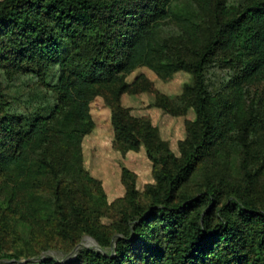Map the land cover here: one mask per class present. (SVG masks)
Masks as SVG:
<instances>
[{
	"label": "trees",
	"instance_id": "trees-1",
	"mask_svg": "<svg viewBox=\"0 0 264 264\" xmlns=\"http://www.w3.org/2000/svg\"><path fill=\"white\" fill-rule=\"evenodd\" d=\"M192 1L198 15L178 12L177 0L0 2V67L32 75L56 97L43 115L27 118L0 110V173L16 174V186L26 188L41 176L51 177L57 226L66 234L59 195L67 194L70 186L62 177L76 175L94 183L79 163L81 139L93 128L89 105L97 96L112 106L115 140L125 150L144 145L154 165L156 185L149 188L150 204L146 209L135 207L113 253L85 249L69 264H126L130 258L139 264H264V208L249 199L256 173L251 172L245 144V188L241 193L229 191L239 203L219 208L215 223L211 211L202 214L200 208L211 204L217 189L209 188L196 199L180 192L216 141L222 142L235 129L240 142L249 133L244 87L260 84L264 103V0L237 14L219 6L212 12L211 0ZM168 20L180 30L177 42L161 37ZM185 51L193 55L188 57ZM218 53L225 55L235 74L221 98L211 95L205 82L207 66ZM138 67L149 68L163 81L179 71L193 77L179 98L196 116L187 124L180 158L146 119L134 118L117 105L123 94L151 90L143 76L125 82ZM157 102L164 109L170 107L164 97ZM128 199L134 206L131 187ZM40 264L57 263L46 259Z\"/></svg>",
	"mask_w": 264,
	"mask_h": 264
},
{
	"label": "rangeland",
	"instance_id": "rangeland-1",
	"mask_svg": "<svg viewBox=\"0 0 264 264\" xmlns=\"http://www.w3.org/2000/svg\"><path fill=\"white\" fill-rule=\"evenodd\" d=\"M254 1L211 0L210 10L214 12L219 6L237 14ZM175 4L178 12L199 14L192 0H177ZM180 35L172 20L162 28L161 37L169 43L177 42ZM183 54L193 55L189 51ZM224 58L223 53H218L205 71L208 92L219 98L227 92L225 88L235 75ZM139 76L151 83V90L123 94L117 105L134 118L146 119L169 151L180 158L179 146L186 140L187 124L194 122L196 116L179 98L192 85L193 77L179 71L171 80L163 81L149 68L138 67L126 75L125 82L132 83ZM260 87V84L244 87L245 114L251 116L247 136L240 142V134L235 129L222 142L216 141L210 154L180 187L182 195L194 199L209 188L217 189L218 194L211 204L200 208L202 214L211 211L212 223L216 222L219 208L239 203L229 191L235 189L241 193L245 188L242 144L249 150L251 172L256 173L249 199L257 208H264V103L260 100ZM160 97L170 102L169 109L158 104ZM55 100L32 75L0 67V103H3L0 110L8 109L10 113L30 118L45 114ZM8 104L11 107L6 106ZM89 113L93 128L81 139L79 164L82 173L94 183H87L76 175L62 177L70 186L67 194L59 195L66 215V234L57 226L51 177L41 176L37 183L26 188L16 186V174L0 173V264H40L46 259L57 264L75 263L78 254L85 249L113 253L116 239L121 237V230L127 228L135 207L146 209L149 206V188L156 185V180L145 146L125 150L115 140L112 106L105 97H95L89 105ZM129 187L135 192L134 206L128 199ZM236 213L234 210L231 214ZM134 263L139 264L130 258V263L126 264Z\"/></svg>",
	"mask_w": 264,
	"mask_h": 264
}]
</instances>
